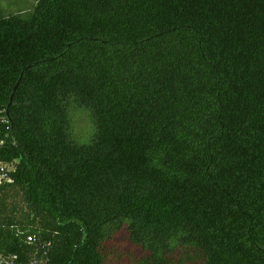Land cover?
Masks as SVG:
<instances>
[{"label":"trees","instance_id":"1","mask_svg":"<svg viewBox=\"0 0 264 264\" xmlns=\"http://www.w3.org/2000/svg\"><path fill=\"white\" fill-rule=\"evenodd\" d=\"M0 162L20 262L264 264V0L0 6Z\"/></svg>","mask_w":264,"mask_h":264},{"label":"rangeland","instance_id":"2","mask_svg":"<svg viewBox=\"0 0 264 264\" xmlns=\"http://www.w3.org/2000/svg\"><path fill=\"white\" fill-rule=\"evenodd\" d=\"M37 0H0V6L2 9L5 10V12H16L21 9H31L34 8ZM83 120V123L80 124V126H85V124L88 126V116L86 114H82L80 116ZM85 129H82L79 131V128H77V132H79V135L82 134V131Z\"/></svg>","mask_w":264,"mask_h":264},{"label":"built area","instance_id":"3","mask_svg":"<svg viewBox=\"0 0 264 264\" xmlns=\"http://www.w3.org/2000/svg\"><path fill=\"white\" fill-rule=\"evenodd\" d=\"M7 168V165H4L0 162V178L4 177L5 175L2 173V171ZM9 182L11 180H8ZM35 238L33 236L28 237L29 242H33ZM45 254L43 257H37L36 255H33V257L30 259L29 262L23 263L19 260L18 254L13 253H0V264H47V259L45 258Z\"/></svg>","mask_w":264,"mask_h":264}]
</instances>
